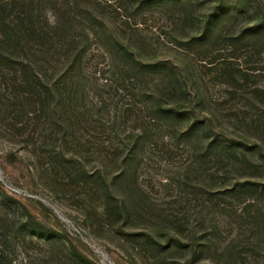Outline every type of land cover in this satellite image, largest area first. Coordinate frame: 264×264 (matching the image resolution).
I'll return each instance as SVG.
<instances>
[{
    "label": "rangeland",
    "instance_id": "374dc122",
    "mask_svg": "<svg viewBox=\"0 0 264 264\" xmlns=\"http://www.w3.org/2000/svg\"><path fill=\"white\" fill-rule=\"evenodd\" d=\"M145 1L98 0L107 31L146 62L186 72L190 96L170 97L160 77L121 92L122 64L100 43L65 83V69L48 70L46 108L26 101L22 74L0 65L3 264H264V51L228 42L262 20L264 0ZM230 2L249 13L190 45ZM155 104L190 120L166 122ZM191 124L195 133L180 137ZM217 140L225 146L208 151ZM244 183L252 189L239 191ZM29 217L48 239L17 233Z\"/></svg>",
    "mask_w": 264,
    "mask_h": 264
},
{
    "label": "trees",
    "instance_id": "16d2710c",
    "mask_svg": "<svg viewBox=\"0 0 264 264\" xmlns=\"http://www.w3.org/2000/svg\"><path fill=\"white\" fill-rule=\"evenodd\" d=\"M188 1L190 0H146L140 7L153 4L178 5ZM223 7L224 10H217L218 12L208 18L205 30L201 36L193 37L190 45L199 47L214 38L215 35L212 34L220 29L222 19L226 16L249 13L246 7H242V3L230 2ZM107 9L98 0H0V65L13 69L16 74L17 72L22 74L26 101L32 100L30 102L37 103L35 99H42L46 108L49 96H52V88L48 85V70L65 69L59 77V82L65 83L71 75L81 69L92 46L97 43L107 47L109 57L122 64L119 66L121 73L118 75V89L121 92L128 94L135 87V82H147L152 77H160L161 88H164V93L170 97L191 95L183 84L186 72L168 61L146 62L128 42L107 31L103 18ZM228 42H231V46L245 42L248 43V47L260 50H257L259 55L263 53L264 14L258 24L234 34ZM19 51L25 52V59L21 58ZM235 76L236 74L233 75L234 78ZM118 89L115 90L116 95ZM140 91L143 97L149 99L155 97L151 91L143 89ZM150 110L155 116L169 123H184L190 120L188 112L174 106L155 104ZM130 111L132 110H124L125 113ZM26 116L29 117L30 112H27ZM193 126L194 124H191L188 132L182 133L180 137L187 138L194 134L196 128L193 129ZM239 145L241 146L232 144L229 148L235 152ZM222 146H225L224 143L217 140L210 143L207 150H219ZM206 157L207 155L204 156ZM251 186L252 184L244 183L239 191L242 192L244 189L249 191L252 189ZM3 224L0 218V239L4 240L7 236L1 234ZM17 233L23 238L26 234L39 238L44 235L47 239L51 235L40 224L33 222L31 217L20 222ZM2 261L0 254V264H3Z\"/></svg>",
    "mask_w": 264,
    "mask_h": 264
},
{
    "label": "built area",
    "instance_id": "2783aa9c",
    "mask_svg": "<svg viewBox=\"0 0 264 264\" xmlns=\"http://www.w3.org/2000/svg\"><path fill=\"white\" fill-rule=\"evenodd\" d=\"M8 188V190L12 193H16V194H21L20 190H18L17 188H14L12 186H6Z\"/></svg>",
    "mask_w": 264,
    "mask_h": 264
}]
</instances>
